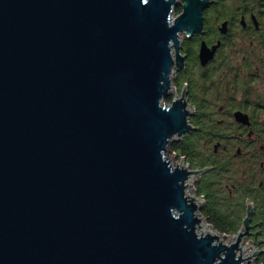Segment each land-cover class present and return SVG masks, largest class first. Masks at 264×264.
<instances>
[{"label": "water", "instance_id": "water-1", "mask_svg": "<svg viewBox=\"0 0 264 264\" xmlns=\"http://www.w3.org/2000/svg\"><path fill=\"white\" fill-rule=\"evenodd\" d=\"M212 1L0 0V264H253L166 154L193 128L173 56Z\"/></svg>", "mask_w": 264, "mask_h": 264}, {"label": "flooded vegetation", "instance_id": "flooded-vegetation-1", "mask_svg": "<svg viewBox=\"0 0 264 264\" xmlns=\"http://www.w3.org/2000/svg\"><path fill=\"white\" fill-rule=\"evenodd\" d=\"M202 17L201 33L180 35L181 67L173 56L172 97L184 89L192 107L193 128L181 140L187 165L201 170L200 210L214 192L219 219L233 230L222 233H243V255L256 264L264 261V0H213ZM202 44L212 51L203 63Z\"/></svg>", "mask_w": 264, "mask_h": 264}, {"label": "trees", "instance_id": "trees-1", "mask_svg": "<svg viewBox=\"0 0 264 264\" xmlns=\"http://www.w3.org/2000/svg\"><path fill=\"white\" fill-rule=\"evenodd\" d=\"M170 152H175L179 155V157H183L185 159V161L189 164V159H188V150H187V146L184 142V140H180L178 142H175L173 144L170 145ZM196 194L197 195H202L205 194L206 191L205 189H201L199 187H197L196 189ZM209 199L211 201H209L207 204L205 203L202 207V209L200 210V213L202 216H204L207 221L219 232H233V230L225 227L220 219H219V213L217 210V206H216V194L214 192H210L209 191Z\"/></svg>", "mask_w": 264, "mask_h": 264}, {"label": "rangeland", "instance_id": "rangeland-1", "mask_svg": "<svg viewBox=\"0 0 264 264\" xmlns=\"http://www.w3.org/2000/svg\"><path fill=\"white\" fill-rule=\"evenodd\" d=\"M175 16V13L174 14H172V17H174ZM171 81H172V74H171ZM171 96H172V93H171ZM166 101L169 103L170 102V99L169 98H167L166 99ZM167 154V156L168 157H173V156H175V159L173 160L174 162H179L180 161V158L181 157H179V155L177 154V153H175V152H167L166 153ZM185 160V159H184ZM185 163L187 164V162L185 161ZM192 186L194 187V181L192 182ZM194 193L196 194V192H195V189H194ZM197 195V194H196ZM207 221V220H206ZM208 222V221H207ZM209 223V222H208ZM210 224V223H209ZM211 225V224H210ZM212 226V225H211ZM231 237L233 238V235H231ZM225 239H227V237H225Z\"/></svg>", "mask_w": 264, "mask_h": 264}, {"label": "built area", "instance_id": "built-area-1", "mask_svg": "<svg viewBox=\"0 0 264 264\" xmlns=\"http://www.w3.org/2000/svg\"><path fill=\"white\" fill-rule=\"evenodd\" d=\"M256 264H264V261H259Z\"/></svg>", "mask_w": 264, "mask_h": 264}]
</instances>
